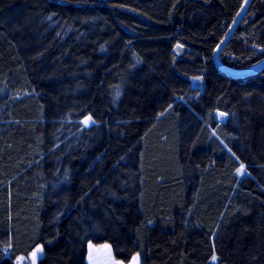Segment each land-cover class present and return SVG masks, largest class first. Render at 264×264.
I'll list each match as a JSON object with an SVG mask.
<instances>
[{"label": "trees", "instance_id": "obj_1", "mask_svg": "<svg viewBox=\"0 0 264 264\" xmlns=\"http://www.w3.org/2000/svg\"><path fill=\"white\" fill-rule=\"evenodd\" d=\"M244 1L0 0V264H264V68L214 59ZM263 60L253 0L221 61Z\"/></svg>", "mask_w": 264, "mask_h": 264}, {"label": "rangeland", "instance_id": "obj_2", "mask_svg": "<svg viewBox=\"0 0 264 264\" xmlns=\"http://www.w3.org/2000/svg\"><path fill=\"white\" fill-rule=\"evenodd\" d=\"M181 47H183L182 55H184L186 47L182 44L176 46V51L181 53ZM192 84L195 87H204L205 80L203 77H193ZM217 117L221 120L225 119V114L222 112L217 113ZM85 126H90L94 123V118L89 115L86 116L83 120ZM246 173V168L244 165H241L238 174L240 176ZM44 256V248L42 245H38L30 254L26 256H19L16 258V264H39V260ZM215 260V258H214ZM88 264H142L141 255L139 253L135 254L131 261L125 262L117 259L114 256L113 250L108 243L96 244L90 242L88 245Z\"/></svg>", "mask_w": 264, "mask_h": 264}, {"label": "water", "instance_id": "obj_3", "mask_svg": "<svg viewBox=\"0 0 264 264\" xmlns=\"http://www.w3.org/2000/svg\"><path fill=\"white\" fill-rule=\"evenodd\" d=\"M253 0H245L240 11L238 12V14L236 15L231 27L229 28V31L227 33V35L225 36V38L221 41V43L218 45L217 49L215 50L214 53V59L216 64L218 65V67L226 72L229 75L235 76V77H246V76H250L253 74L258 73L259 71H261L264 68V60L255 64L252 67H249L247 69L244 70H236V69H232L228 66H226L222 61H221V54L222 51L225 49V47L230 43L236 29L238 28V26L241 24V22L243 21L251 3Z\"/></svg>", "mask_w": 264, "mask_h": 264}]
</instances>
